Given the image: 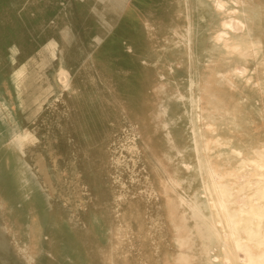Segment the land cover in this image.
Here are the masks:
<instances>
[{"label": "bare ground", "instance_id": "1", "mask_svg": "<svg viewBox=\"0 0 264 264\" xmlns=\"http://www.w3.org/2000/svg\"><path fill=\"white\" fill-rule=\"evenodd\" d=\"M13 1L9 17L16 8L17 2ZM94 1L84 0L83 12L88 11ZM54 2L51 11L57 13V18L53 23L58 20L60 25L65 23L66 28L61 29L60 37L52 38L36 51L31 15H42L46 21L44 12H37V16H33V12H22L23 22L18 19L11 25L6 17L0 16V90L10 91L5 77L8 76L5 50L11 45L23 65L15 78L27 98L25 103L31 100L36 105L34 117L42 113L45 98L56 95V102L66 101L70 107L72 100L78 101L82 93V82H75L76 71L70 64L76 58L69 55L71 46L76 44L71 40L79 30L72 13L58 11L64 6L63 2ZM177 5L175 15H184L186 25L185 33L178 34L179 42L167 46L163 55L155 47L148 46L142 57V65L155 67L149 74L147 72L148 88L145 87L151 106L157 107L151 114L153 120L136 114L131 108L121 110L132 133L127 149L132 155L131 163L141 166V171L134 178V190L119 201L128 202L134 221L145 217L154 222L163 235L167 216L160 203L166 201L171 210L169 218L176 223L181 249L192 246L194 240L186 214L181 216L182 224H178L177 204L191 211L209 264H264V107L258 108L259 126L254 118L256 102L264 104V38L257 33L262 11L257 0H179ZM114 15L106 19L109 29L116 22ZM206 15H211L212 21L210 41L202 31ZM152 22L151 19L148 22L149 29L155 28ZM95 23L100 35L101 24ZM251 62L255 63L253 69ZM110 63L97 52L96 45H91L83 52L80 70L89 76L97 75L95 80L106 84L104 77ZM51 70L55 72L57 92L48 76ZM184 79L188 82L187 93L182 90ZM90 80L94 82L93 78ZM161 94L166 96L162 104ZM169 97L172 98L167 100ZM159 107L161 111H157ZM152 124L156 129L149 127ZM26 134L24 139L18 135L16 138L23 150H31L34 138L29 131ZM169 148L176 152V158L171 154L170 159L175 165L180 163L183 177L172 172L163 157L170 153ZM8 163L11 167L17 166L15 154L8 153ZM37 164L52 190L44 159L40 157ZM86 186L90 202L102 200L100 191L90 182ZM126 189L124 185L123 190ZM103 199L111 200L110 197ZM2 230L6 233L12 229L3 225ZM123 230L130 238L131 248L120 257L112 255L111 264H161L164 261L161 235L143 236L136 225ZM183 233L187 234L185 238ZM149 237L153 240L147 241ZM25 253L28 257L33 253L32 248ZM195 261L196 257L190 254L182 253L178 257L179 264Z\"/></svg>", "mask_w": 264, "mask_h": 264}, {"label": "rangeland", "instance_id": "2", "mask_svg": "<svg viewBox=\"0 0 264 264\" xmlns=\"http://www.w3.org/2000/svg\"><path fill=\"white\" fill-rule=\"evenodd\" d=\"M61 1L64 6L58 11L72 13L75 26L79 30L71 40V43L78 46L72 45L69 54L76 58L75 61H70L72 69L76 71L75 82H82L81 98L78 101L72 100L71 106L67 107L66 101L58 103L57 96L52 95L44 100L43 105L47 107L43 106L42 113L34 117L36 105L31 100L25 103L27 98L15 78L17 71L23 66L18 59L19 55L11 45L5 50L8 60V76L5 77L10 91L8 93L0 90V264H29L25 251L30 247L35 258L32 264H111L112 255L120 257L131 248L130 238L123 228L133 225L140 228L139 232L143 236L150 233L161 235L164 258L161 264H165V261L166 264H179L178 257L182 253L196 257V261L190 264H209V257L205 254L196 230L197 222L191 211L177 204L178 224H182L181 216L186 214V223L194 240L192 246L181 249L176 223L169 218L171 210L166 201L160 203L167 216L164 221L167 226L165 235L160 233L154 222L145 217L134 221L128 202L119 201L120 197H128L131 190H134V178L141 171V166L135 167L131 163L132 155L127 149L132 133L121 110L124 107L131 108L138 115L150 117V120L152 112L156 111L157 107L151 106L148 90H145L147 72L149 74L155 67L150 64L142 65V57L148 46L155 47L163 55L167 46L179 42L178 34L185 33L184 15H175L179 0H96L91 6H87L88 11L85 12L84 0ZM16 2L14 13L9 17L8 13L15 2L0 0V16L6 17L10 25L15 20H21L22 12H33V16L37 12L45 13L46 21L42 19V15H31L35 51L52 38L58 35L60 37L63 31L61 29L66 28L63 25L65 23L60 25L58 20L53 23L57 18V13L51 11L54 0ZM263 2L257 0L262 11L257 33L264 38ZM114 9L120 13H115ZM114 14L116 22L109 29L106 19L114 18ZM206 16V20L202 21V31L205 39L210 41L212 21L211 15ZM175 17L178 19L175 20ZM150 19L155 28L147 27ZM96 21L101 24L100 35ZM91 45H96L97 52L111 62L104 77L106 84L96 81L94 77L97 75L89 76L80 70L83 52ZM250 66L251 69L255 68V63L251 62ZM54 74L51 70L48 76L57 92ZM91 77L94 82L90 80ZM1 82L2 77L0 84ZM182 90L185 93L188 91L186 79L182 80ZM160 97L162 100L158 102L162 104L166 96L161 94ZM170 98L172 97L167 100ZM255 106L254 118L256 122L259 121V126L261 117L258 108L264 107V104L259 105L256 102ZM157 111H161V108ZM149 127L156 129L154 124ZM26 131L34 138L31 150H23L16 138L17 135L26 138ZM166 144L171 147L168 140ZM169 152L163 157L170 170L183 177L180 163L176 162L175 165L170 159L171 154L176 158V152L170 148ZM8 153L15 154L16 167L9 166ZM40 157L44 159L47 173L49 172L52 180V190L48 188L45 176L37 164ZM121 160L123 161L120 162ZM58 176L62 178L59 179ZM88 182L100 191L102 200L90 202L86 188ZM124 185L127 186L126 190H123ZM106 197L111 200L105 201L103 198ZM3 225L12 230L5 233L2 230ZM186 235L183 233L182 237L185 238ZM146 239L153 240L152 237Z\"/></svg>", "mask_w": 264, "mask_h": 264}, {"label": "crops", "instance_id": "3", "mask_svg": "<svg viewBox=\"0 0 264 264\" xmlns=\"http://www.w3.org/2000/svg\"><path fill=\"white\" fill-rule=\"evenodd\" d=\"M261 1V0H260ZM259 9H261L260 5H259ZM261 12V10H260ZM35 38V36H34ZM8 61V60H7ZM7 67V66H6ZM176 73H178V71H176ZM176 75H179V74H176ZM31 249V247L29 248V250ZM28 250V249H27ZM26 252V251H25ZM33 254L34 253H31L28 257H27V260H28V263L29 264H32V262L35 260V258L33 257Z\"/></svg>", "mask_w": 264, "mask_h": 264}]
</instances>
